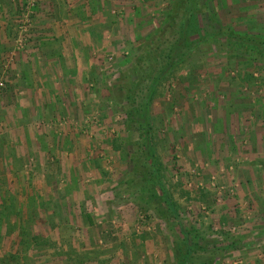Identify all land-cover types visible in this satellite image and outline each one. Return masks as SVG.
Masks as SVG:
<instances>
[{
    "label": "rangeland",
    "instance_id": "374dc122",
    "mask_svg": "<svg viewBox=\"0 0 264 264\" xmlns=\"http://www.w3.org/2000/svg\"><path fill=\"white\" fill-rule=\"evenodd\" d=\"M120 1L102 14L116 22L96 35L107 44L90 45V79L36 78L49 88L32 94L17 66L43 0H0V264H184L186 233L188 264H264V60L210 40L156 86L152 147L175 218L149 176L130 175L141 133L125 94L186 2ZM192 22L196 38L224 27L264 40V0H199Z\"/></svg>",
    "mask_w": 264,
    "mask_h": 264
},
{
    "label": "trees",
    "instance_id": "16d2710c",
    "mask_svg": "<svg viewBox=\"0 0 264 264\" xmlns=\"http://www.w3.org/2000/svg\"><path fill=\"white\" fill-rule=\"evenodd\" d=\"M186 6L184 10H177L173 13V19L169 23L166 22L165 28H160L156 33V37L142 49L141 54L136 58L132 69L135 73L134 82L128 88L125 99L128 103L127 120L131 125H135V129L141 133L140 149L134 147L136 155L131 150L129 153L132 177H147L151 179L161 191L162 198L169 212L175 218H178L177 206L173 200L168 188L159 173L158 163L154 155L152 147L151 124L149 115V104L151 97L155 92L156 86L179 64L186 61L193 53H195L204 43L210 40L220 41L224 39L229 45L241 47L250 52H257L264 60V40L258 39L247 34L235 32L229 28H220L212 33H205L200 37H193V18L199 0H184ZM180 4V3H178ZM176 6H179V5ZM148 82V90L143 99L137 100L136 91L142 84ZM143 165V167H141ZM148 169V171L142 168ZM141 168V169H140ZM149 176V178H148ZM188 233L185 234V240L188 243L187 258L184 264H188V260L193 253L195 244L188 239Z\"/></svg>",
    "mask_w": 264,
    "mask_h": 264
},
{
    "label": "crops",
    "instance_id": "0c3cea01",
    "mask_svg": "<svg viewBox=\"0 0 264 264\" xmlns=\"http://www.w3.org/2000/svg\"><path fill=\"white\" fill-rule=\"evenodd\" d=\"M120 7V0H43L42 9L37 11L36 45L17 66L20 72L25 71V77L32 80L30 92L43 94L48 91L49 87L39 86L43 82L36 78L45 77L53 81L63 75L75 85L90 79V45L106 43L103 39L95 41L96 35L103 37L101 30L107 25V16L102 14ZM113 25L116 22L110 21L107 26ZM0 44H10L6 28L0 30ZM40 72L44 74L40 75Z\"/></svg>",
    "mask_w": 264,
    "mask_h": 264
},
{
    "label": "built area",
    "instance_id": "2783aa9c",
    "mask_svg": "<svg viewBox=\"0 0 264 264\" xmlns=\"http://www.w3.org/2000/svg\"><path fill=\"white\" fill-rule=\"evenodd\" d=\"M3 87H4V84L2 82H0V94H1Z\"/></svg>",
    "mask_w": 264,
    "mask_h": 264
}]
</instances>
